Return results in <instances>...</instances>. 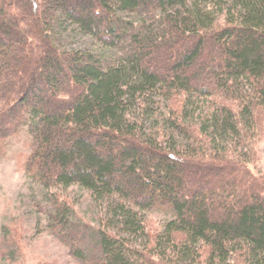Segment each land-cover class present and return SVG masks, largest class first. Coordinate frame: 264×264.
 Here are the masks:
<instances>
[{
    "label": "trees",
    "instance_id": "obj_1",
    "mask_svg": "<svg viewBox=\"0 0 264 264\" xmlns=\"http://www.w3.org/2000/svg\"><path fill=\"white\" fill-rule=\"evenodd\" d=\"M263 121L264 0H0V158L25 133L29 179L103 208L89 255L44 209L82 264H264Z\"/></svg>",
    "mask_w": 264,
    "mask_h": 264
},
{
    "label": "rangeland",
    "instance_id": "obj_2",
    "mask_svg": "<svg viewBox=\"0 0 264 264\" xmlns=\"http://www.w3.org/2000/svg\"><path fill=\"white\" fill-rule=\"evenodd\" d=\"M67 35L61 45L94 53L102 51L99 45L77 32ZM258 132L255 157L249 168L254 176L264 179V121ZM28 148L29 140L22 133L12 139L5 156L0 158V264H82L51 233L44 209L54 199L69 202L75 212L73 223L89 255L96 240V230L102 228L103 208L77 186L45 190L29 179L23 167ZM166 217L162 211H153L148 215L147 231L154 232Z\"/></svg>",
    "mask_w": 264,
    "mask_h": 264
}]
</instances>
